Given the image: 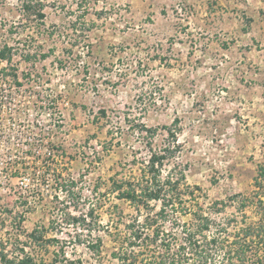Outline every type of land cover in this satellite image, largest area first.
<instances>
[{"label":"rangeland","instance_id":"374dc122","mask_svg":"<svg viewBox=\"0 0 264 264\" xmlns=\"http://www.w3.org/2000/svg\"><path fill=\"white\" fill-rule=\"evenodd\" d=\"M38 1L42 20L25 14L19 0H0V48L15 47L11 62L0 61V95L12 98L0 107V248L21 255L9 243L18 238L37 261L59 264L53 257L65 241L66 255L81 264H119L112 255L118 242L103 226L116 204L123 236L133 208L109 190V179L138 175L160 149L167 150L161 177H185L189 190L201 188L187 196L181 223L213 209L234 239L242 198H251L245 211L257 220L258 195L264 199L258 106L264 75L257 63L250 66L262 42L258 22L249 28L256 0ZM37 95L53 112L44 110L41 126L32 123ZM25 114L29 121L19 122ZM37 132L52 146L38 164L23 151ZM64 178L78 180L74 190L87 198L84 209L90 202L98 207L103 226L93 235L103 238L100 252L69 242L67 231L75 230L59 220L68 197L55 181ZM109 225L117 231L116 222ZM35 228L44 234L38 242L28 237Z\"/></svg>","mask_w":264,"mask_h":264},{"label":"trees","instance_id":"16d2710c","mask_svg":"<svg viewBox=\"0 0 264 264\" xmlns=\"http://www.w3.org/2000/svg\"><path fill=\"white\" fill-rule=\"evenodd\" d=\"M21 9L28 16L35 15L39 20L45 17L43 3L38 0H19ZM82 6V5H79ZM87 8V5H85ZM84 8V12L86 10ZM83 9V8H81ZM14 46L4 44L0 48V61L11 62L14 55ZM29 58V54L25 56ZM5 68L4 70H6ZM3 70V73L5 71ZM8 74V73H7ZM16 83L19 79L17 74L13 75ZM18 84V83H17ZM169 134L174 133L169 131ZM166 149H160L151 154L148 163L138 175L116 178L110 177L109 190L115 193L116 198L128 202L133 208L131 219L124 224L125 234L122 236L118 231L115 216L122 218L123 210L116 204L110 206L108 224L100 223V214L96 203L90 202L87 209L82 195L74 188L78 180L64 178L62 182L55 180L58 192H64L68 197L63 204L66 208L61 210L59 220L62 224L72 227L75 231H67L71 236L69 242L75 241L79 245H85L93 252H100L103 238L94 236L96 227L103 226L116 242L117 249L112 253L119 264H264V199L258 195L259 209H256L257 220L246 214V207L250 199H241L238 209L242 212L241 222L237 225L234 239H230L228 227L223 221L214 218L213 209L194 211L191 216L192 223H181V217L187 215L188 209L185 203L187 196H193L195 190L201 189L195 186L193 190L186 183L185 177H174L166 175L161 177L160 172L166 159ZM185 187V188H184ZM56 196H61L60 193ZM240 195H233V200ZM160 202L159 209L156 203ZM223 201H215L217 206ZM69 205V206H68ZM73 207V210L69 209ZM189 214V213H188ZM116 222V232H111L110 225ZM170 228H167V224ZM42 230L35 228L28 237L34 242L42 240ZM24 233H26L24 231ZM182 233V234H181ZM59 243L56 237L50 239ZM21 242V241H20ZM9 243L15 248H20L21 255H11L6 251V245L0 248V262L2 264H45L18 247L19 239ZM65 241L59 245L53 257L54 263L59 264H81L80 258H70L66 255ZM75 243V244H76ZM1 244V243H0ZM218 253H222L218 257ZM62 256V257H60Z\"/></svg>","mask_w":264,"mask_h":264},{"label":"built area","instance_id":"2783aa9c","mask_svg":"<svg viewBox=\"0 0 264 264\" xmlns=\"http://www.w3.org/2000/svg\"><path fill=\"white\" fill-rule=\"evenodd\" d=\"M15 84H17V83H15ZM18 85L21 86L20 83H18ZM11 100H12V98L8 94L0 95V107H4L6 104H11L12 103ZM48 104H50V103H47L46 100H43L41 98V96H38V95L36 96V101H35V103H33L32 108H33V110L36 111V116H38V117L36 119L32 120V123L37 124V126H41L43 124L40 121L39 116L44 114V110L45 109L48 110L47 111V115H52L53 114V112H51L52 109L49 107ZM62 104L64 106H68L69 105V100L66 98V96L63 97ZM54 107H57V106H54ZM14 115L15 114H11V116H10V120H14L13 124L15 123V120L17 119L16 117H14ZM11 117H13V118H11ZM18 121L24 123L26 121H29V119L28 118L26 119V114H25V118H21V119L18 118ZM53 124L55 125L56 122L54 121ZM40 135L41 134H39L37 132L36 136L38 138L36 139V137L32 136L31 138H29V142H26L24 144V147H23L24 148L23 151L26 153L25 156H28V157L32 156L33 158L35 157L37 159L36 160L37 164L41 163L43 161L42 159H45L44 158L45 156L49 158L52 155V146L48 144V139L46 137L41 138ZM40 143H43V145H44L43 146L44 152L42 153V155H41V151L42 150H41ZM47 161L48 160H46V162ZM46 171L47 170H42V171L38 170L36 172V175H51L50 172H47V174H45ZM25 174L26 175H30V173H28V172H26Z\"/></svg>","mask_w":264,"mask_h":264},{"label":"crops","instance_id":"0c3cea01","mask_svg":"<svg viewBox=\"0 0 264 264\" xmlns=\"http://www.w3.org/2000/svg\"><path fill=\"white\" fill-rule=\"evenodd\" d=\"M253 8H256L252 13L249 15V28L252 26L253 30V25L258 22V33L260 35V42L258 44L259 47H257V50H255V53L252 54V57L250 58V66L254 63H257V67L259 66V69H262L263 75H264V0H256V5H254ZM257 34V32L255 33ZM255 39H257L255 37ZM258 41V40H257ZM261 74V73H260ZM262 91L260 92V102L258 106L260 107V127L261 130H264V82L262 83ZM264 148V145L262 146Z\"/></svg>","mask_w":264,"mask_h":264}]
</instances>
